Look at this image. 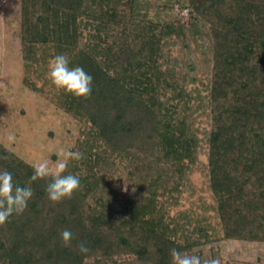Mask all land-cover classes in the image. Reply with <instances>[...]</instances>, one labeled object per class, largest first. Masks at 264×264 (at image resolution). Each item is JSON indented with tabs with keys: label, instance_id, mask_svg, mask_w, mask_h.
I'll use <instances>...</instances> for the list:
<instances>
[{
	"label": "trees",
	"instance_id": "16d2710c",
	"mask_svg": "<svg viewBox=\"0 0 264 264\" xmlns=\"http://www.w3.org/2000/svg\"><path fill=\"white\" fill-rule=\"evenodd\" d=\"M106 2L20 0L25 70L64 53L93 82L87 98L61 91L55 98L63 113L88 125L77 144L82 159L65 170L81 179L70 198L50 201V177L30 181L32 166L0 145V169L33 191L23 213L0 224V264H172L173 247L188 254L207 242L200 226L205 240L179 242L159 201L178 192L198 147L184 78L162 68V46L147 22L109 44L105 34L119 20ZM189 8L191 24H206L212 41L207 174L222 237L264 243V0H190ZM171 28L162 25L160 36ZM120 164L126 178L113 181ZM64 229L72 232L68 244ZM81 243L87 252L79 251Z\"/></svg>",
	"mask_w": 264,
	"mask_h": 264
},
{
	"label": "rangeland",
	"instance_id": "374dc122",
	"mask_svg": "<svg viewBox=\"0 0 264 264\" xmlns=\"http://www.w3.org/2000/svg\"><path fill=\"white\" fill-rule=\"evenodd\" d=\"M88 1L98 5V0ZM189 2L135 0L131 4L130 0H107L106 6L115 8L119 21L118 25L108 28L106 40L110 44L121 31L133 34L137 26L140 29L145 22L149 23L152 27L149 35L159 39L162 46V58L159 57L162 68L181 74L184 80L180 79V82L191 96L186 112L187 121L198 140L195 160L178 186V192L159 199L164 205L165 221L175 228L176 239L179 242L186 238L205 240L197 234V226H200L206 232L207 242L200 241L188 255H199L202 264L213 258L219 259L220 264H264V243L222 237L207 174L210 113L205 100L212 73V41L206 24L199 21L196 25L191 24ZM91 9L96 10V7ZM164 24L171 26L172 30L162 37L160 28ZM50 60L46 59L45 63L40 60L32 64L29 72L25 70L20 50V0H0V145L30 166L42 159L53 164L61 158V148L77 150V144L88 131V125L58 108L55 98L59 91L46 75ZM25 77L40 91H32L24 83ZM9 133L15 134L13 142L8 140ZM120 166L113 181L119 176L126 178L125 172L120 171L122 164ZM124 183H118L121 193L126 188V184L122 185ZM106 198L111 202V196L107 194ZM113 206L116 203L113 202ZM129 262L128 259L119 261L120 264ZM86 264L93 263L86 261Z\"/></svg>",
	"mask_w": 264,
	"mask_h": 264
},
{
	"label": "clouds",
	"instance_id": "9594fccd",
	"mask_svg": "<svg viewBox=\"0 0 264 264\" xmlns=\"http://www.w3.org/2000/svg\"><path fill=\"white\" fill-rule=\"evenodd\" d=\"M47 78L51 84L65 94L78 98H87L92 93L93 76L83 66L72 64L68 55L58 53L54 55L48 65ZM9 142L15 140V134L9 133ZM61 158L53 164L47 159H42L32 165L33 172L30 181L40 178H49L45 188L47 198L52 202H58L64 198H70L80 186L81 179L73 173H66L70 161H79L83 153L71 148L60 149ZM33 196L30 186L15 182L13 173L7 169H0V224H4L13 214H20L27 208L29 200ZM61 241L68 244L72 239V232L64 229L60 233ZM79 251L85 253L88 248L81 243ZM172 264H202L199 255H188L173 247L170 249ZM203 264H220L219 259L203 261Z\"/></svg>",
	"mask_w": 264,
	"mask_h": 264
}]
</instances>
